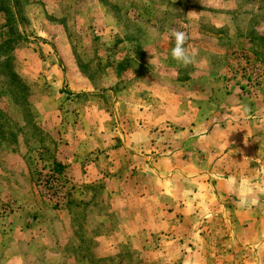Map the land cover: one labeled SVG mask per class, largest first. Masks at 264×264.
<instances>
[{"label":"rangeland","instance_id":"374dc122","mask_svg":"<svg viewBox=\"0 0 264 264\" xmlns=\"http://www.w3.org/2000/svg\"><path fill=\"white\" fill-rule=\"evenodd\" d=\"M187 145L227 180L173 214ZM0 264H264V0H0Z\"/></svg>","mask_w":264,"mask_h":264},{"label":"crops","instance_id":"0c3cea01","mask_svg":"<svg viewBox=\"0 0 264 264\" xmlns=\"http://www.w3.org/2000/svg\"><path fill=\"white\" fill-rule=\"evenodd\" d=\"M194 151H197L196 146L193 145L191 147L187 145L186 151L183 150V152L184 153L190 152L191 156H189L186 159H182V156L184 153L180 152L179 155L174 154L173 159L170 160L169 158L168 160H166L165 162H162L159 165L161 167L160 175L165 176V178L169 177L166 180L164 178L163 182L165 183L163 184H167L169 181H179L180 184L189 183L191 186V188H189L188 190H185L183 187L174 188L173 189L174 194H172L171 197L165 196L163 197L161 201H159L158 206H161V205L163 206V207L161 206V209L173 208V211H172L173 214H176V213L187 214L190 207L193 206V208H195L194 211L198 210L199 211L198 213H200L201 208L200 206H197V204L203 203V201L199 198L201 191H205L204 192L205 194L211 195L213 194V190H215L216 192L219 191L218 185H220L221 183L219 179L227 180L225 178H219L220 176L218 174L214 175L213 174L214 172L211 170L212 168L209 165H207L209 168H207V166L203 167L202 163L204 162L201 163L200 161L193 159L192 152L194 153ZM112 155L115 156L116 158V161H114L115 167H121L122 165V167L125 170L126 177L129 175V178H125V179L112 178L111 182L115 184L124 185L125 190H126L125 193H128V191L132 189V185L135 184L134 175H137V176L139 175L138 177L142 178V174H143L142 171L137 170V169L141 168L142 162H145V161L141 159V162L140 161L134 162L130 158L132 154L130 153L129 155L128 151L125 152L121 150V148H118L116 151H114V153L112 152ZM170 162H171V165L168 167ZM89 163L90 165H86V167H88V171L85 173V176H84V178L86 179L85 181L87 182H90L89 179L92 178L91 170L96 167V163H91V162ZM100 165L104 166V163H101ZM133 170H135V172ZM137 183H139L138 190L143 191L144 189L143 180L141 179V181ZM183 191H186V192L189 191V193L191 194L189 196L185 195L183 194ZM109 193H112V192L109 190ZM117 193H119L120 195ZM117 193L113 194L115 196H118L117 201L119 202H117V205H120V207H117V208L121 211H127V209H129L130 213L127 215V218H126L128 219V217H131L133 214L132 208L131 206L128 207L127 201H126V204L123 203V199H125L126 194L123 195L121 191ZM139 198L141 199V201L145 200V204L148 203V199L144 198V196L139 195ZM197 198H199V200ZM127 200H128V197H127Z\"/></svg>","mask_w":264,"mask_h":264},{"label":"clouds","instance_id":"9594fccd","mask_svg":"<svg viewBox=\"0 0 264 264\" xmlns=\"http://www.w3.org/2000/svg\"><path fill=\"white\" fill-rule=\"evenodd\" d=\"M171 37L174 40V46L170 51L171 58L184 66L193 63L195 54H189L188 49L185 47L186 41L188 40L186 33L173 30Z\"/></svg>","mask_w":264,"mask_h":264}]
</instances>
